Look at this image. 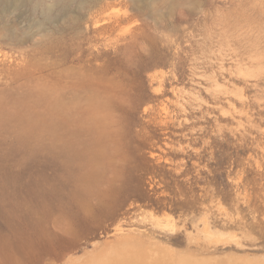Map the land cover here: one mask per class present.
Wrapping results in <instances>:
<instances>
[{
	"label": "rangeland",
	"instance_id": "obj_1",
	"mask_svg": "<svg viewBox=\"0 0 264 264\" xmlns=\"http://www.w3.org/2000/svg\"><path fill=\"white\" fill-rule=\"evenodd\" d=\"M69 1H0V264H264V0Z\"/></svg>",
	"mask_w": 264,
	"mask_h": 264
},
{
	"label": "bare ground",
	"instance_id": "obj_2",
	"mask_svg": "<svg viewBox=\"0 0 264 264\" xmlns=\"http://www.w3.org/2000/svg\"><path fill=\"white\" fill-rule=\"evenodd\" d=\"M1 1V0H0ZM6 2H8V3H13L14 5H18V4H20L21 2H23V1H25V0H5ZM141 1H146V0H141ZM148 1V4H150L151 5V7H152V9H153V12H155L156 14H160L161 15V7H159L157 4H156V2L158 1V0H147ZM61 4V6L64 8V9H67L68 7H69V3H70V1L69 0H51V4H53V5H56V4ZM167 3L170 5V7L171 8H174V7H176V6H180V5H183V4H186V3H190V0H167ZM6 9L5 8H0V15H3L4 14V11H5ZM46 23V26L48 27L49 25H47V24H50V23H54V19H53V15H52V13L51 12H48V13H46L45 14V21H44V24ZM2 25H3V27H4V29H5V33L7 34V35H9V36H14V34L15 33H17L15 30H13L14 28H11L12 27V25L10 24H7V23H2ZM11 26V27H10ZM45 26L43 25V28H44ZM19 33V32H18ZM159 106H160V108H159ZM155 108H156V106H155ZM158 108L160 109V112L162 113V114H164V116H166L167 117V119H168V117L169 118H176L175 117V110H174V108H173V103L170 101V100H166V101H162L161 102V105H158ZM156 110H158L157 108H156ZM159 111V110H158ZM153 112H154V110H153ZM153 112H152V114H153ZM160 113V114H161ZM161 114V115H162ZM157 115H158V113H157ZM163 116V117H164ZM160 117V116H159ZM169 120V119H168ZM172 120H170V122H171ZM187 121V119H185L184 120V122H186ZM135 164H136V162H135ZM140 163H138V165L137 166H141V164L139 165ZM139 184V180H137L136 182H135V184L133 185V186H139L138 185Z\"/></svg>",
	"mask_w": 264,
	"mask_h": 264
}]
</instances>
